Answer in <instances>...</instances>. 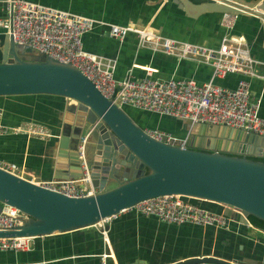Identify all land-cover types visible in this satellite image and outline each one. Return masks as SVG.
Listing matches in <instances>:
<instances>
[{
    "label": "water",
    "instance_id": "water-1",
    "mask_svg": "<svg viewBox=\"0 0 264 264\" xmlns=\"http://www.w3.org/2000/svg\"><path fill=\"white\" fill-rule=\"evenodd\" d=\"M172 1L182 7L188 0ZM204 1L206 9L254 14L264 34V2L258 4L259 12L248 10L258 0ZM8 24L11 30V3ZM28 93L57 94L75 101L65 102L59 112L58 132L49 148L51 175L77 179L83 162L96 192L67 196L0 168V207L7 203L27 214L22 224L0 229V236H39L91 226L100 217L160 193L189 194L218 203L230 218L243 223L249 215L264 221V161L249 157H264V135L187 119L184 148L157 140L79 69L15 43L4 31L0 95ZM111 182L115 184L105 188ZM192 263L264 264V251L229 258L198 253L159 264Z\"/></svg>",
    "mask_w": 264,
    "mask_h": 264
},
{
    "label": "crops",
    "instance_id": "crops-1",
    "mask_svg": "<svg viewBox=\"0 0 264 264\" xmlns=\"http://www.w3.org/2000/svg\"><path fill=\"white\" fill-rule=\"evenodd\" d=\"M34 1L107 22H129L143 31L156 28L162 35L207 45H216L224 32L220 23L222 12L206 9L204 0H188L182 7L172 0ZM201 3L205 5L202 8ZM3 15L4 0H0V16ZM106 29V26L97 25L83 33L82 46L92 53L113 58L116 61L115 78H123L130 71L141 75L145 69H149L154 77H187L197 82L206 81L211 76L208 64L187 58L177 59L140 45L134 31H128L122 40H118L109 36ZM231 30L244 37L256 57L264 58L262 24L254 14H238ZM3 32L0 28V44ZM237 78L238 74L228 73L212 79L221 85L234 86ZM248 80L251 98L259 99L258 112L264 117V80L257 76H251ZM61 96L49 93L0 95L1 122L10 125L33 123L49 132V135L41 137L23 131L0 134V158L23 163L40 178L52 176L49 148L55 138L53 136L58 132L59 112L67 100V97ZM122 107L141 127H157L179 137H184L187 131L189 122L185 118L158 114L128 104ZM114 184L108 183L105 188ZM106 226V240L93 226L33 236L28 249L0 250V264H99L103 252L108 253L105 257L107 264H130L134 261V264H143L144 261L147 264V254L151 253L157 258L156 252L176 246L183 253L159 263L196 252L229 258L241 254L249 256L256 249L264 251V229L256 225L232 222L229 229H222L175 224L127 209ZM195 243L197 247H194Z\"/></svg>",
    "mask_w": 264,
    "mask_h": 264
},
{
    "label": "built area",
    "instance_id": "built-area-1",
    "mask_svg": "<svg viewBox=\"0 0 264 264\" xmlns=\"http://www.w3.org/2000/svg\"><path fill=\"white\" fill-rule=\"evenodd\" d=\"M12 7V26L9 30L8 11ZM5 15L0 16V28L11 34L15 43L34 48L61 62H68L81 71L94 86L119 106L149 110L188 119L190 122H210L242 128L264 135V117L258 112L259 99H252L248 78L257 76L264 80V58L254 57L244 37L231 29L237 13L224 11L220 23L224 32L216 45H207L162 35L158 29L142 32L129 22L120 24L98 20L81 13L40 3L34 0H4ZM97 25L106 26L109 36L122 40L128 31L137 33V42L154 51L170 54L177 59L187 58L208 64L211 76L197 82L187 77H154L149 69L141 75L130 71L123 78H115L116 61L87 51L82 46V34ZM228 73L238 74L234 86L213 82V77ZM146 134L165 143L184 148V137L157 127H143ZM26 132L38 136L49 135L37 124L10 125L0 121V134ZM85 135L80 136V142ZM81 175L77 179L40 178L29 171L25 164L0 158V168L25 178L45 188L67 196L90 195L96 192L86 166L80 163ZM207 200L183 193H160L141 199L118 212L100 217L91 226L106 240L107 223L120 212L130 209L144 215H153L164 222L195 224L229 229L232 222L254 226L248 220H233L222 208L214 209ZM220 205V204H219ZM221 206V205H220ZM27 214L17 207L2 203L0 229L22 224ZM264 232V231H263ZM31 235L0 236V250H25L30 246ZM101 253L99 264L106 263ZM200 264V263H192Z\"/></svg>",
    "mask_w": 264,
    "mask_h": 264
},
{
    "label": "trees",
    "instance_id": "trees-1",
    "mask_svg": "<svg viewBox=\"0 0 264 264\" xmlns=\"http://www.w3.org/2000/svg\"><path fill=\"white\" fill-rule=\"evenodd\" d=\"M232 32H233V30H231ZM249 52H250V54L252 55V56H254V57H256L251 51H250V49H249ZM168 55H170V54H168ZM172 56V55H171ZM174 57V56H173ZM55 95H57V94H55ZM61 96V95H60ZM62 97V96H61ZM250 158H253V159H258V160H262V161H264V157L263 156H252V155H250L249 156ZM206 204L208 205V206H212V207H214L215 209H219L220 208V205L219 204H217V203H214V202H206ZM215 204H217V205H215ZM249 220H250V222L251 223H253L254 225H256V226H259V227H262L263 229H264V221L263 220H261V219H259V218H257V217H255V216H253V215H249ZM210 227V226H209ZM196 243L198 244V242L196 241ZM195 243V245H194V247H197V244ZM179 249V246H176L175 248H167L165 251L163 250V251H158V252H156L155 253V255L157 256V258H154L153 257V255L151 254V253H149V254H147L148 255V257H147V259H146V261H147V264H156V263H159L160 261H163V260H167V259H169V258H171L173 255H179V254H181V253H183V252H181L180 250H178ZM196 254H198V252H196ZM161 258V259H160ZM126 264H128V263H126Z\"/></svg>",
    "mask_w": 264,
    "mask_h": 264
},
{
    "label": "bare ground",
    "instance_id": "bare-ground-1",
    "mask_svg": "<svg viewBox=\"0 0 264 264\" xmlns=\"http://www.w3.org/2000/svg\"><path fill=\"white\" fill-rule=\"evenodd\" d=\"M263 2H264L263 0H258L256 2H254L252 5H250L251 7H249L248 10H257L260 12L261 10L258 8V4L263 3ZM140 31L147 32V31H143V30H140ZM66 102H68L70 105L75 104V101L72 98H68V97H67Z\"/></svg>",
    "mask_w": 264,
    "mask_h": 264
},
{
    "label": "rangeland",
    "instance_id": "rangeland-1",
    "mask_svg": "<svg viewBox=\"0 0 264 264\" xmlns=\"http://www.w3.org/2000/svg\"><path fill=\"white\" fill-rule=\"evenodd\" d=\"M43 126V125H42ZM37 127H38V125H37ZM41 128H43V129H45L46 130V128H44V127H41ZM33 135H37V134H33ZM38 136V135H37Z\"/></svg>",
    "mask_w": 264,
    "mask_h": 264
}]
</instances>
